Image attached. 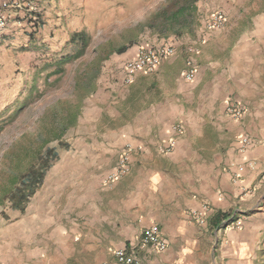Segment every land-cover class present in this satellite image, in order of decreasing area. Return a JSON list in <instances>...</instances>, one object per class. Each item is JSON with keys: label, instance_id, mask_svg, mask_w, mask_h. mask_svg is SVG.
Returning <instances> with one entry per match:
<instances>
[{"label": "crops", "instance_id": "1", "mask_svg": "<svg viewBox=\"0 0 264 264\" xmlns=\"http://www.w3.org/2000/svg\"><path fill=\"white\" fill-rule=\"evenodd\" d=\"M35 1L42 19L35 33L15 25L0 32V95L24 48L58 51L54 44L73 33L94 32V0ZM247 1L168 0L164 8L160 0H117L153 13L135 22L126 45L99 55L90 81L77 82L91 89L61 111L53 133H63L62 151L50 146L58 159L29 202L30 222L10 228L0 264H117L121 248L141 264H200L205 247L202 264H264V3ZM215 12L227 22L210 30ZM151 48L175 53L123 89L126 64ZM189 59L197 67L193 83L184 78ZM229 101L247 107L243 121L227 115ZM176 125L183 127L177 137ZM244 137L253 146L242 154ZM174 138L172 153L162 154ZM127 144L131 171L106 186ZM238 165L245 170L234 179L227 169ZM153 225L167 242L164 253L142 247Z\"/></svg>", "mask_w": 264, "mask_h": 264}, {"label": "rangeland", "instance_id": "2", "mask_svg": "<svg viewBox=\"0 0 264 264\" xmlns=\"http://www.w3.org/2000/svg\"><path fill=\"white\" fill-rule=\"evenodd\" d=\"M253 2L260 5L264 0H248L246 6ZM160 5L169 6L168 0H160ZM152 11L139 9L135 2L125 4L117 0H94V32L84 31L89 44L81 57L76 58L80 46L70 43L71 36L66 44L62 41L54 44L58 51L24 48L19 53L18 71L13 75L9 88L3 89L0 95V247L7 240L5 238H10L12 226L18 223L26 226L35 213V208L29 204L24 211L14 210L7 197L13 178H19L31 165L39 164L34 160L37 146L33 142L40 134L47 139L54 136L55 127L63 117L61 111L77 107L81 97L91 89L90 83L86 88H77V82L84 79V75L90 81L99 55L126 45L128 38L135 34V22L152 14ZM72 56L74 59L71 62L60 65L62 59ZM129 86L123 83L122 88ZM50 146L62 151L59 140L53 141ZM208 250L205 247V258H197L196 261L207 263Z\"/></svg>", "mask_w": 264, "mask_h": 264}, {"label": "built area", "instance_id": "3", "mask_svg": "<svg viewBox=\"0 0 264 264\" xmlns=\"http://www.w3.org/2000/svg\"><path fill=\"white\" fill-rule=\"evenodd\" d=\"M41 22V10L35 0H4L1 4L0 32L7 30L10 25H15L25 32L35 33L40 28ZM226 22L227 19L222 12H215L208 27L210 30L222 29ZM174 53L172 48H151L141 52L137 59L126 64L124 84L131 85L139 75L154 74L159 69L162 60L172 57ZM186 67L184 78L187 82L193 83L197 77V67L191 59L187 60ZM247 111V107L242 104L232 101L226 104V113L234 121H242L247 115ZM173 133L176 137L180 136L183 133L182 125L174 126ZM176 142V138L172 139L169 146L161 149V153L171 154ZM252 146V140L249 137H244L241 139L240 152L245 154ZM133 152V146L127 144L124 147L115 169L104 181L106 186L112 185L130 173ZM234 169H227V173L234 179H238L244 173L245 167L238 165L234 166ZM191 215L198 223H205V216L202 212L195 211ZM232 225L236 229H240L242 221L237 220ZM142 247H149L157 253H164L167 250V242L162 237L158 226L153 225L144 232ZM114 258L117 264H141L136 253L126 248L116 250Z\"/></svg>", "mask_w": 264, "mask_h": 264}, {"label": "trees", "instance_id": "4", "mask_svg": "<svg viewBox=\"0 0 264 264\" xmlns=\"http://www.w3.org/2000/svg\"><path fill=\"white\" fill-rule=\"evenodd\" d=\"M172 2L173 0H170V3ZM164 8H167V5L164 6ZM186 11V7H182L177 15L182 16ZM88 39V35L85 32L72 34L70 43L72 45L78 44L80 46L76 53V58L81 57L84 54L89 44ZM124 51L125 48H120L117 52L123 53ZM73 59L74 56L62 59L60 61V65L69 63ZM62 134L56 133L50 139H47L43 134H40L37 136L36 141L33 142L37 146L35 152L33 153L34 160L38 161L39 164L31 165L29 169L24 171L19 178H13L7 197L14 210L24 211L30 200L43 186L48 171L51 169L53 163L58 159L56 148L50 147V144L55 140H59Z\"/></svg>", "mask_w": 264, "mask_h": 264}]
</instances>
